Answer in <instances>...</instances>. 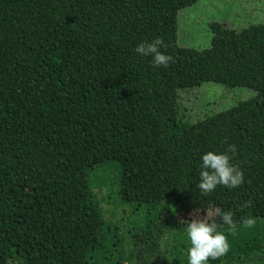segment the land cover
Here are the masks:
<instances>
[{"label":"trees","instance_id":"obj_1","mask_svg":"<svg viewBox=\"0 0 264 264\" xmlns=\"http://www.w3.org/2000/svg\"><path fill=\"white\" fill-rule=\"evenodd\" d=\"M188 1L0 0L1 258L90 264L108 251L94 187L103 183L95 171L109 165L122 202L157 206L134 236L143 264H157L158 239L177 214L213 207L233 212L237 232L224 226L230 250L209 260L264 255V110L242 103L192 123L179 96L204 83L264 94V40L178 63L173 86L134 51L152 41L147 14ZM228 144L244 183L203 196L201 157ZM249 216L251 228L241 222ZM150 232L157 240L142 237Z\"/></svg>","mask_w":264,"mask_h":264},{"label":"rangeland","instance_id":"obj_2","mask_svg":"<svg viewBox=\"0 0 264 264\" xmlns=\"http://www.w3.org/2000/svg\"><path fill=\"white\" fill-rule=\"evenodd\" d=\"M152 40L160 37L167 48L161 51L174 57L175 62L163 67L170 85L175 84L176 66L180 62H203L221 49L253 48L264 40V0H190L180 5L145 16ZM184 116L192 123L218 113L230 112L242 103H252L264 110V94L237 87L227 88L215 83L179 91ZM101 186L94 187L96 200L102 208L108 231V251H103L90 264H143L146 251L135 235L138 229L150 221V213L157 206L140 208L121 201L117 192V170L113 165L95 171ZM100 183H97V185ZM206 210L200 211L203 217ZM189 213L177 214L172 227L158 239L161 250L157 264H187L190 246L184 221H190ZM149 242L157 240V234H143ZM138 253L136 262L132 253ZM141 254H140V253ZM264 255H248L221 262L208 260L206 264H263ZM0 264H20L19 260L0 257Z\"/></svg>","mask_w":264,"mask_h":264},{"label":"clouds","instance_id":"obj_3","mask_svg":"<svg viewBox=\"0 0 264 264\" xmlns=\"http://www.w3.org/2000/svg\"><path fill=\"white\" fill-rule=\"evenodd\" d=\"M161 48H167L164 40L160 37L151 42L144 41L136 46L134 51L144 57H152L154 66L167 67L174 63V57L165 54ZM236 155V146L228 144L224 152L207 151L201 157L200 180L197 188L203 196L209 195L217 186L223 185L226 188H237L244 183V172L233 163ZM251 201H245L241 209L250 207ZM200 209H194L189 216L186 234L190 246L187 249V264H206L209 259H219L227 255L230 250L228 236L225 234L224 226L232 235L237 232V224L233 219L231 210L223 211L219 207L206 209L203 217L199 216ZM219 216L222 224H218L215 217ZM244 227L251 228L256 224L255 218L249 216L241 220Z\"/></svg>","mask_w":264,"mask_h":264}]
</instances>
